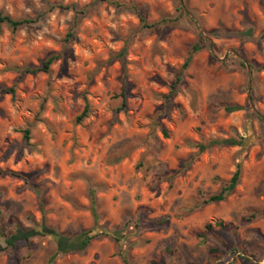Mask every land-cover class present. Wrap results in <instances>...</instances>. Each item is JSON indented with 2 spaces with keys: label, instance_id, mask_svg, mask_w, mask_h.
Instances as JSON below:
<instances>
[{
  "label": "rangeland",
  "instance_id": "1",
  "mask_svg": "<svg viewBox=\"0 0 264 264\" xmlns=\"http://www.w3.org/2000/svg\"><path fill=\"white\" fill-rule=\"evenodd\" d=\"M48 4L83 14L76 25L72 11L43 14ZM0 9L39 17L0 36L1 229L100 233L59 255L38 235L0 264H264V0H0ZM51 56L48 72L25 73ZM228 138L243 145L199 149ZM238 166L232 194L203 204Z\"/></svg>",
  "mask_w": 264,
  "mask_h": 264
},
{
  "label": "trees",
  "instance_id": "2",
  "mask_svg": "<svg viewBox=\"0 0 264 264\" xmlns=\"http://www.w3.org/2000/svg\"><path fill=\"white\" fill-rule=\"evenodd\" d=\"M115 5L120 6L121 4L116 3ZM56 9L65 10V11H72L75 16L74 24H78L77 17L79 15L83 14L82 11H80L76 5H69V6H63V5H49L48 4V10L44 11L43 14H46L48 12L54 11ZM42 14V15H43ZM39 18V17H38ZM37 18V19H38ZM37 19H13L9 15L5 14L0 9V36L3 32L4 27H8L12 31H16L20 29L21 27L29 24H34ZM200 50V46L198 44H195L192 47V50L186 59L183 67L184 69L188 67L190 64L193 55ZM56 57L51 56L47 58L39 68H26L25 73L28 74H35L39 71L42 72H48L51 64L55 61ZM262 70H264V64L261 66ZM181 83V77H177L176 82L171 87L170 96H173L178 91L179 85ZM8 93L12 96H14L15 90L14 88H11L8 90ZM121 97L125 98V91H122ZM124 104V103H123ZM242 108L239 106H233L228 107L227 110L230 112L241 110ZM88 115V108L84 110V112L77 118V121L80 122L84 118H86ZM25 140H29V131H25L24 135ZM243 142L242 140H236L234 138H228V139H222V140H212L206 145H200L199 149L200 151H205L207 149H210L214 146H228V147H234V146H242ZM1 173V172H0ZM241 179V167L238 166L235 173L233 174L232 178L230 179L229 183L224 186L220 192L216 195L210 196L207 200L203 202V204H209V203H219L227 199L229 195L232 194V192L235 190L237 185L239 184V181ZM1 209H0V253L5 252L9 248H15L19 242H29L33 237L35 236H50L53 238V240L57 244V252L56 254H65V253H71V252H82L86 250L91 242L100 235V233L96 232L99 228L95 226L91 230L83 231L73 237H69L63 234L58 233L55 230H52L45 226L44 224L38 226L37 230H25L21 228H17L14 232L10 234H6L1 229ZM95 222L97 221V215L94 212ZM219 227H223L222 223L217 224ZM211 226H206V230H210Z\"/></svg>",
  "mask_w": 264,
  "mask_h": 264
},
{
  "label": "built area",
  "instance_id": "3",
  "mask_svg": "<svg viewBox=\"0 0 264 264\" xmlns=\"http://www.w3.org/2000/svg\"><path fill=\"white\" fill-rule=\"evenodd\" d=\"M241 256L243 255V254H240Z\"/></svg>",
  "mask_w": 264,
  "mask_h": 264
}]
</instances>
